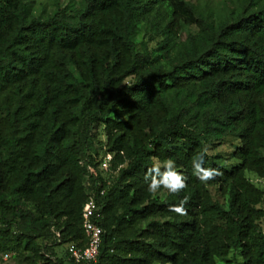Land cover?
Returning a JSON list of instances; mask_svg holds the SVG:
<instances>
[{
  "label": "trees",
  "instance_id": "obj_1",
  "mask_svg": "<svg viewBox=\"0 0 264 264\" xmlns=\"http://www.w3.org/2000/svg\"><path fill=\"white\" fill-rule=\"evenodd\" d=\"M30 2L0 0V257L65 264L92 196L99 253L71 264H264V191L246 177L264 180V1L217 19L186 0H80L47 17ZM143 21L160 40L139 50ZM229 135L235 162L208 153L222 175L202 183L193 157ZM166 159L187 177L179 194L147 190ZM183 200L186 215L170 210Z\"/></svg>",
  "mask_w": 264,
  "mask_h": 264
},
{
  "label": "rangeland",
  "instance_id": "obj_2",
  "mask_svg": "<svg viewBox=\"0 0 264 264\" xmlns=\"http://www.w3.org/2000/svg\"><path fill=\"white\" fill-rule=\"evenodd\" d=\"M32 13L37 17H47L53 14L58 6L69 5L70 7L77 8L79 6L80 0H30ZM187 2L193 4L196 8L201 7L202 10H199L203 15L208 16V8H213V12L216 13V19L218 17L224 16L228 11L236 9L242 3L239 0H186ZM264 1V0H263ZM153 12L151 13V15ZM150 15V18H151ZM209 17V16H208ZM151 22L143 21L141 23L138 40L140 45L138 46L139 50H142L144 47L151 48L153 47L159 39V36L151 30ZM188 31L194 32L196 30L195 26L187 25ZM186 33V30L183 31ZM261 103L264 105V95L261 96ZM99 138L104 140L105 136L103 131H99ZM238 139L235 136L229 135L224 136L222 139H214L211 143L207 145L208 153L213 155H219L221 159L225 162L234 163L235 160L231 158L232 149L238 144ZM246 177L259 189L264 191V180L252 171H247ZM209 192L215 199H224L225 196H221V193L218 187H209ZM218 189V191H217ZM264 209V201L258 205ZM260 226L264 230V223L260 220ZM62 247L57 248V252L61 255ZM230 259L232 258V251L229 252ZM69 261V260H68ZM67 260L65 264H71ZM0 264H14V260L7 257L5 260L3 257H0Z\"/></svg>",
  "mask_w": 264,
  "mask_h": 264
},
{
  "label": "clouds",
  "instance_id": "obj_3",
  "mask_svg": "<svg viewBox=\"0 0 264 264\" xmlns=\"http://www.w3.org/2000/svg\"><path fill=\"white\" fill-rule=\"evenodd\" d=\"M207 154L208 148L205 146L191 161L193 169L192 174L202 183H206L222 175V173L215 168L203 166ZM186 180L187 177L177 171V165L173 159H166L162 163H155L144 175V181L147 184V190L149 192H157L159 189L163 188L174 195L179 194L187 187ZM186 202V200H183L177 205H171L170 210L179 215H186L187 210L184 207Z\"/></svg>",
  "mask_w": 264,
  "mask_h": 264
},
{
  "label": "built area",
  "instance_id": "obj_4",
  "mask_svg": "<svg viewBox=\"0 0 264 264\" xmlns=\"http://www.w3.org/2000/svg\"><path fill=\"white\" fill-rule=\"evenodd\" d=\"M111 159L112 153L107 152L103 157H101L99 167L107 171ZM98 208L99 207L92 196H90L84 203L81 216L82 226L87 242L84 246H77L73 243H69L66 246L67 260L84 263L94 262L96 260L99 253L102 234V228L99 225L101 214L98 212ZM7 257V254L3 255L4 260Z\"/></svg>",
  "mask_w": 264,
  "mask_h": 264
}]
</instances>
